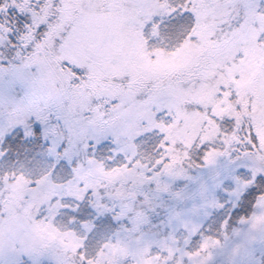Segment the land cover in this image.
Here are the masks:
<instances>
[{"label": "snow or ice", "instance_id": "obj_1", "mask_svg": "<svg viewBox=\"0 0 264 264\" xmlns=\"http://www.w3.org/2000/svg\"><path fill=\"white\" fill-rule=\"evenodd\" d=\"M0 264H264V0H0Z\"/></svg>", "mask_w": 264, "mask_h": 264}]
</instances>
